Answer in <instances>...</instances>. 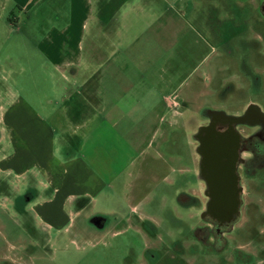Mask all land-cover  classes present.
<instances>
[{"label": "rangeland", "instance_id": "374dc122", "mask_svg": "<svg viewBox=\"0 0 264 264\" xmlns=\"http://www.w3.org/2000/svg\"><path fill=\"white\" fill-rule=\"evenodd\" d=\"M98 1H93L95 15L88 18L85 52L90 40L99 45L103 36L108 46L98 48L97 56L107 60L98 66L100 102L94 105L92 121L106 114L129 143L139 145V141L155 138V144L157 140L167 144V139H162L172 129L169 102L173 92L194 106L214 97L216 88L206 80L213 68L219 84L232 73L238 75L245 59L254 63L264 78V19L254 8L260 0H126L122 5L118 0ZM68 11L65 0H0V112L15 98H22L33 106L29 123L35 128L40 120L51 123L57 136L73 132L74 127L58 96L55 65L40 44L43 30L65 19ZM99 11L102 16L97 15ZM104 21L106 33L98 31ZM258 43H262L260 52ZM77 83L65 85L76 89ZM115 104L117 113L110 112ZM163 120L160 134L157 131L153 138L154 129ZM83 130L75 134L80 136ZM5 135L7 140V131ZM182 136L175 132L170 138L169 152L163 156L167 165L162 155L159 157L160 151L148 149L151 167L157 170L140 177L144 187L135 193L140 197L150 194L152 201L137 211L132 210L137 201L128 199L129 188L122 177L112 191L98 195L82 214L72 215L65 207L66 221L48 226L32 209L42 196L39 178L31 180L27 174L23 180L7 170L0 171V264H136L149 236L137 218L143 213L167 218L168 210H173L175 172L171 170L184 154ZM2 147L1 153H6ZM32 188L38 198L24 203L21 197ZM248 193H244L245 199L256 203L251 207L258 220L264 198ZM95 217L110 221L107 229L92 225ZM158 230L163 234L166 228Z\"/></svg>", "mask_w": 264, "mask_h": 264}, {"label": "flooded vegetation", "instance_id": "af4514ba", "mask_svg": "<svg viewBox=\"0 0 264 264\" xmlns=\"http://www.w3.org/2000/svg\"><path fill=\"white\" fill-rule=\"evenodd\" d=\"M240 1L248 0L236 3ZM254 8L264 19V0ZM257 45L260 52L262 43ZM253 64L242 59L240 73L219 84L213 68L206 80L216 93L197 109L173 92L172 129L165 140L182 132L184 141V154L171 170L177 173L171 187L173 210L167 218H137L149 236L136 264H264V209L254 219L256 203L244 196L247 191L264 198V78ZM168 142L159 143L166 152ZM31 192L21 197L24 203ZM91 223L107 229L110 221L98 217ZM163 227L162 234L158 229Z\"/></svg>", "mask_w": 264, "mask_h": 264}, {"label": "crops", "instance_id": "0c3cea01", "mask_svg": "<svg viewBox=\"0 0 264 264\" xmlns=\"http://www.w3.org/2000/svg\"><path fill=\"white\" fill-rule=\"evenodd\" d=\"M19 1L25 3L28 0ZM65 1H68L69 10L66 18L43 30L40 46L55 65L56 89L64 105L66 119L74 127L73 132H62L57 136L52 124L42 120L35 128L33 123H29L33 118V106L22 98H15L0 112V146L5 151L7 149L6 153L0 150V171L7 170L8 174L23 180L27 174L31 180L35 176L39 178L42 196L38 198L32 188L35 193L33 198H38L32 209L48 226L66 221L65 207L72 215L82 214L89 205H93L98 195L112 191L122 177L126 188H129L128 199L137 201L132 204V210L137 211L138 207L144 206L143 201L151 199L150 194L140 197L135 193L144 187L140 177L157 170L151 167L148 149L156 148L160 151L159 157L162 155L163 163H167L163 158L166 149L160 148L159 140L155 144L154 138L157 131L160 134L165 118L154 129V141H139V145L127 142L117 129V123L107 118L106 114L92 121L96 110L94 105L100 102L97 87L101 68L98 66L107 60L97 56L100 52L98 48L106 46L107 41L105 36L99 40V45L90 40L86 53L85 30L88 18L95 15L94 0ZM124 1L118 0L119 5ZM101 6L96 5L100 10L103 9ZM97 15L103 14L99 11ZM106 22L99 23L98 31H109L106 30ZM79 79L81 81L77 83ZM72 82L77 83L76 89L65 85ZM117 108L115 104L109 111L117 113ZM81 128L85 129L83 133L76 135L75 132ZM5 131L9 137L7 140Z\"/></svg>", "mask_w": 264, "mask_h": 264}, {"label": "built area", "instance_id": "2783aa9c", "mask_svg": "<svg viewBox=\"0 0 264 264\" xmlns=\"http://www.w3.org/2000/svg\"><path fill=\"white\" fill-rule=\"evenodd\" d=\"M171 99H172L171 102H169L170 107H171L172 105H174V103H175V100H174L173 95H172Z\"/></svg>", "mask_w": 264, "mask_h": 264}, {"label": "water", "instance_id": "95a60500", "mask_svg": "<svg viewBox=\"0 0 264 264\" xmlns=\"http://www.w3.org/2000/svg\"><path fill=\"white\" fill-rule=\"evenodd\" d=\"M33 192V191H32ZM31 192V196H30V199L34 196V194ZM98 218V217H97ZM96 219V217L94 218Z\"/></svg>", "mask_w": 264, "mask_h": 264}]
</instances>
